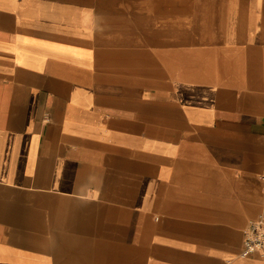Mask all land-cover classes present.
I'll return each mask as SVG.
<instances>
[{
	"label": "crops",
	"instance_id": "0c3cea01",
	"mask_svg": "<svg viewBox=\"0 0 264 264\" xmlns=\"http://www.w3.org/2000/svg\"><path fill=\"white\" fill-rule=\"evenodd\" d=\"M264 0H0V264H264Z\"/></svg>",
	"mask_w": 264,
	"mask_h": 264
},
{
	"label": "built area",
	"instance_id": "2783aa9c",
	"mask_svg": "<svg viewBox=\"0 0 264 264\" xmlns=\"http://www.w3.org/2000/svg\"><path fill=\"white\" fill-rule=\"evenodd\" d=\"M242 257L254 254L264 256V213L251 219L243 230Z\"/></svg>",
	"mask_w": 264,
	"mask_h": 264
}]
</instances>
